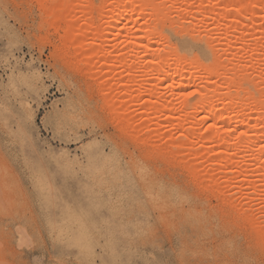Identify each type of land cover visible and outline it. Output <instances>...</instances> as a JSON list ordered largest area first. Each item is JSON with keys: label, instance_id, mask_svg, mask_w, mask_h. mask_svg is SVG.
<instances>
[{"label": "rangeland", "instance_id": "1", "mask_svg": "<svg viewBox=\"0 0 264 264\" xmlns=\"http://www.w3.org/2000/svg\"><path fill=\"white\" fill-rule=\"evenodd\" d=\"M131 1L0 0V264H264L257 116L215 145L188 95L229 80L264 107V0ZM147 21L169 48L126 43ZM154 55L211 78L176 90Z\"/></svg>", "mask_w": 264, "mask_h": 264}, {"label": "bare ground", "instance_id": "2", "mask_svg": "<svg viewBox=\"0 0 264 264\" xmlns=\"http://www.w3.org/2000/svg\"><path fill=\"white\" fill-rule=\"evenodd\" d=\"M115 1H116V6H114L115 7L114 9L116 10V13H118V14H119V12H122L121 11L122 8L124 9V11L126 10V12L129 11L128 13H130L131 15H134L138 12L137 8H135V6H134L135 3L131 0L130 1L115 0ZM128 3L130 4V6L127 7ZM134 9H135V11H134ZM131 11H134L136 13L133 12L134 13L133 14V13H131ZM142 12L141 13L139 12V14H143ZM155 14L156 13L153 12L152 16ZM131 15H130V18H131ZM155 19H157V18H155ZM132 22L133 21L130 20L129 24ZM132 25H133V23H132ZM140 28H141V32H143V35H141L140 38H137L135 36L129 37L130 40L128 42H126L127 44H129L130 46H132L134 48H141V49H143L144 52L151 53L152 55L156 52L153 50V43H154L153 41L157 38H159V41H160V39L162 40V42L164 43L163 44L164 48L167 49L171 46V43H172L171 35H168L165 32L166 30L164 29L163 25L158 23V21L153 22V23H152V21L150 23L147 21L144 24V26L140 27ZM130 35L131 34H129V36ZM152 62H154V66L157 67L156 68L157 75L160 76V78L163 82L166 80H169V78L170 79L172 78L171 79L173 81L172 86L174 87V89H176L175 88L176 86L178 87V89L184 88V87H186L187 83L192 85V83H193L192 79L193 78L192 77L189 78V76L191 75L190 74L191 71H193L194 69H197V68H195L197 66H198V68L201 67V69L203 70L202 72H204L207 79L211 78L209 65L201 64L198 59L193 58V59L182 60L180 58H177L174 61L175 63H172L175 65H172L170 62L166 61L165 59H162L158 55H154ZM170 70L172 71V73ZM187 73H189V74H187ZM193 76H194V73H193ZM202 77H201V79H202ZM162 81H160L161 84H164V83H162ZM230 81H232V80H230ZM195 82L196 81H194V84L192 85V86H194V91L192 92V94L200 95V97H199V99L196 100V102L193 104L191 109H193V112L195 114L202 113L205 117L204 122H209L211 120L213 121V123L211 124L212 125L211 126L212 131L205 137V139H207L208 141H210L212 144H215V145L227 143L229 141L228 136L222 135L221 133H219L217 131V129L222 127L223 125H225L227 128H232V123L234 125L235 124H242V123L249 124L250 119L253 117L252 115L254 114V116L255 115L257 116V120L259 122V125H261V128L256 130V131L254 130L255 135L253 134L254 135V136L252 135L253 137L251 136V138H249V139L247 138V140L244 141V148L245 149L246 148H252L253 146L257 145L262 140V138L264 137V107H260V106L255 105V106H253L254 112L252 111L253 113H249L248 115L245 114V113H247V111L243 114L239 111L240 109L243 110V108L246 107L245 101H243V102H242V100L237 101L236 96H235L238 91L242 90V88H243L242 83H241L242 86L240 85L241 87L240 86L235 87L234 86L235 84L233 85L232 82H229V80H228V82L223 81L226 88H227V93L220 94V92L218 90L219 88H218V86L216 88V85H214V87L212 88L209 86L199 85L197 82L196 83ZM236 84H238V83H236ZM151 89H148V90H151ZM174 89L172 88L173 92H174ZM211 90L215 92V93L212 92L213 95L211 94ZM234 93H235V95H234ZM181 95H183V94H181ZM214 98L216 100H214ZM168 103H170V102H168ZM168 103H165L163 105L164 110H169V111H177L178 110V111H181L182 113H184L187 110L189 111V108L186 105V103H183V102L181 103V106L179 108L180 110L176 109L177 107L173 106L172 104H168ZM234 106L237 107L238 111L236 108L235 109L232 108ZM229 107L232 108L233 110H236V113L234 112L235 115L230 114L231 112L233 113V110L231 109V111H229ZM159 108H161V107H159ZM181 112H179V113L182 114ZM157 113H159V111ZM186 113L187 112H185L184 116L187 115ZM182 116L183 115H181V117ZM184 120L185 119H183V118H179V122H177V123L185 122ZM254 123H256V122H254ZM249 126H252V125H248L249 131L247 132V134L251 130V128ZM254 126L256 127V125H254ZM243 134H246V133L244 132ZM227 152L228 151H226V152L224 151V155ZM227 154L225 156L228 158V156H230V153H229V155H227ZM256 156H257L258 160H264V150L261 151ZM227 160H229V158ZM227 160H225V162H228Z\"/></svg>", "mask_w": 264, "mask_h": 264}, {"label": "snow or ice", "instance_id": "3", "mask_svg": "<svg viewBox=\"0 0 264 264\" xmlns=\"http://www.w3.org/2000/svg\"><path fill=\"white\" fill-rule=\"evenodd\" d=\"M188 95H192V93H188Z\"/></svg>", "mask_w": 264, "mask_h": 264}]
</instances>
